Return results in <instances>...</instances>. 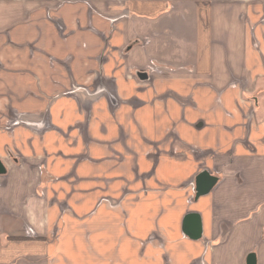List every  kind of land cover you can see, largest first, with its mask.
I'll return each instance as SVG.
<instances>
[{
	"label": "crops",
	"instance_id": "0c3cea01",
	"mask_svg": "<svg viewBox=\"0 0 264 264\" xmlns=\"http://www.w3.org/2000/svg\"><path fill=\"white\" fill-rule=\"evenodd\" d=\"M0 160V264H264V0H0Z\"/></svg>",
	"mask_w": 264,
	"mask_h": 264
},
{
	"label": "water",
	"instance_id": "95a60500",
	"mask_svg": "<svg viewBox=\"0 0 264 264\" xmlns=\"http://www.w3.org/2000/svg\"><path fill=\"white\" fill-rule=\"evenodd\" d=\"M144 75V74H141ZM6 172V167L0 160V174ZM219 178L216 175L211 174L208 170H203L200 172L195 180L196 184V198L208 194L213 187L217 184ZM185 230L191 237L197 239L201 235V223L200 218L197 214L190 213L187 214L184 220ZM248 264H257L256 256L250 254L248 258Z\"/></svg>",
	"mask_w": 264,
	"mask_h": 264
},
{
	"label": "rangeland",
	"instance_id": "374dc122",
	"mask_svg": "<svg viewBox=\"0 0 264 264\" xmlns=\"http://www.w3.org/2000/svg\"><path fill=\"white\" fill-rule=\"evenodd\" d=\"M197 1H208V0H197ZM27 120H25V115L23 113L18 114L16 117L9 118L5 124V129L7 130H13L20 124L26 123Z\"/></svg>",
	"mask_w": 264,
	"mask_h": 264
}]
</instances>
